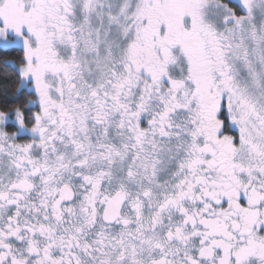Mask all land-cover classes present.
<instances>
[{"label": "snow or ice", "instance_id": "6c2138e0", "mask_svg": "<svg viewBox=\"0 0 264 264\" xmlns=\"http://www.w3.org/2000/svg\"><path fill=\"white\" fill-rule=\"evenodd\" d=\"M0 264H264V0H0Z\"/></svg>", "mask_w": 264, "mask_h": 264}]
</instances>
